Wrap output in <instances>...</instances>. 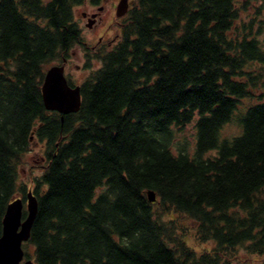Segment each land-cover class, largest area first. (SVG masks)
<instances>
[{
    "label": "trees",
    "instance_id": "16d2710c",
    "mask_svg": "<svg viewBox=\"0 0 264 264\" xmlns=\"http://www.w3.org/2000/svg\"><path fill=\"white\" fill-rule=\"evenodd\" d=\"M86 1L103 0H0V236L7 205L31 191L22 248L36 264L264 255V0L251 15L250 0H132L114 42L87 54L86 67L101 64L79 83L80 108L63 115L45 109L41 85L82 43ZM193 121L191 152L185 140L173 152ZM33 144L40 172L23 180Z\"/></svg>",
    "mask_w": 264,
    "mask_h": 264
},
{
    "label": "water",
    "instance_id": "95a60500",
    "mask_svg": "<svg viewBox=\"0 0 264 264\" xmlns=\"http://www.w3.org/2000/svg\"><path fill=\"white\" fill-rule=\"evenodd\" d=\"M128 0H119L115 15L123 16L128 10ZM92 16V15H91ZM92 26L91 17L86 27ZM42 102L46 110L60 114L76 112L81 105L80 86L69 85L64 74V63L54 64L45 71L41 85ZM149 201L156 200L152 190L147 191ZM25 205L26 215L23 217ZM37 201L31 191L27 192L25 202L20 197L13 199L6 208L2 219L0 236V264H36L31 259H24L23 242L27 241L36 214Z\"/></svg>",
    "mask_w": 264,
    "mask_h": 264
},
{
    "label": "rangeland",
    "instance_id": "374dc122",
    "mask_svg": "<svg viewBox=\"0 0 264 264\" xmlns=\"http://www.w3.org/2000/svg\"><path fill=\"white\" fill-rule=\"evenodd\" d=\"M117 1L118 0H103L101 2L100 6H103V10L101 11L102 12L101 18L100 20L97 21V24L94 26L92 30L89 27H86V23H88V19L83 18L82 13L86 12L88 14H91L95 12L96 5H92L86 1L84 4L75 8V18L81 27L82 43L75 45L70 51L69 57L71 59V62L70 65L65 69L66 77L73 83L79 84L89 75V73L92 70H95L100 66L101 61L97 59V60H92V63H90L86 67L85 64H86V59L88 57L84 53L87 50H89L87 52L89 53L91 52L90 46H92L96 42L98 35L102 33L103 30L106 28L108 32L107 34L106 33L103 34L104 40H108L113 37L114 39L116 38V36L114 35L117 33L118 24L115 23V20H117V16L114 15L116 5H114L113 3ZM130 3H132V0H130ZM254 5L255 2L253 0H250L249 7L246 10V14L251 15L253 13ZM102 44L107 45V42L104 41ZM76 66L79 67L76 68ZM238 130H239L238 125L235 122L228 123L222 129V136L231 137L234 134H236ZM184 140L187 141L188 143L187 147L189 148V152H191L190 150H192L194 146V121L189 123L182 130H175V138L171 145L173 152H176L178 148L177 144ZM41 153H42V148L40 147L38 148L36 144L35 145L33 144L31 150L25 153V155L23 156V164L20 168L22 176L24 177L23 180H27L29 178L28 176L30 175L29 171L31 167H35L31 173L36 174L40 172V169L36 168V166L37 164L39 165ZM173 216H177V215L175 214ZM182 218L183 217H179V219ZM182 221H184V218L182 219ZM194 224L195 223L191 221L188 227L191 228L194 226ZM192 244L197 245V243H193V242ZM201 246L208 247L209 244L202 243ZM196 248L199 249L200 247H196ZM25 249L30 256V258L28 259L33 260L32 259L33 246L31 244H26ZM239 251L240 253H242L241 255L242 261L237 263L234 262L233 264H264V255H247L244 254L242 250Z\"/></svg>",
    "mask_w": 264,
    "mask_h": 264
},
{
    "label": "flooded vegetation",
    "instance_id": "af4514ba",
    "mask_svg": "<svg viewBox=\"0 0 264 264\" xmlns=\"http://www.w3.org/2000/svg\"><path fill=\"white\" fill-rule=\"evenodd\" d=\"M119 1V0H118ZM118 1L117 2H114L113 4L114 5H117V3H118ZM128 3H130V0H128ZM101 4V3H100ZM100 4H97L96 5V11L95 12H93V13H91V14H88V13H86V12H83L82 13V16H83V18H86V19H90V17H91V20L93 21V23H92V26L91 27H89L91 30L94 28V26L97 24V21L98 20H100V18H101V11L103 10V6H100ZM115 12H116V6H115ZM115 12H114V15H115ZM92 15V16H91ZM118 18H120V17H117V19ZM111 22H113V21H111ZM111 22H109V23H111ZM115 23H117L118 24V22H117V20H115ZM107 32H108V30L105 28L104 30H103V32L102 33H100L99 35H98V37H97V39H96V42L92 45V46H90V48H91V52H95L98 48H99V46H100V44H102L104 41L105 42H107V46H110L113 42H114V39L113 38H110V39H108V40H104V33H106L107 34ZM111 40V41H110ZM102 46V45H101ZM86 55L89 53V52H87V51H85L84 52ZM70 62H71V59H70V57L68 58V59H65L62 63H64V74H65V69H66V67H68L69 65H70ZM77 67H79V66H76V68ZM65 76H66V74H65ZM67 78V77H66ZM67 80H69L68 78H67Z\"/></svg>",
    "mask_w": 264,
    "mask_h": 264
}]
</instances>
